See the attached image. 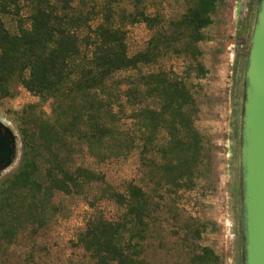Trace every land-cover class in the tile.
Listing matches in <instances>:
<instances>
[{"label": "rangeland", "instance_id": "obj_1", "mask_svg": "<svg viewBox=\"0 0 264 264\" xmlns=\"http://www.w3.org/2000/svg\"><path fill=\"white\" fill-rule=\"evenodd\" d=\"M258 1H137L155 21L121 23L128 54L154 61L114 74L104 92L53 100L9 82L0 121L16 150L0 172V264H96L81 238L104 221L126 226L115 243L130 264L244 263L240 130ZM2 20L16 33L17 17ZM168 79L186 92L177 127L163 110Z\"/></svg>", "mask_w": 264, "mask_h": 264}, {"label": "trees", "instance_id": "obj_2", "mask_svg": "<svg viewBox=\"0 0 264 264\" xmlns=\"http://www.w3.org/2000/svg\"><path fill=\"white\" fill-rule=\"evenodd\" d=\"M75 1L25 0L27 15L22 18L18 0H0V93H7L13 79L29 92L49 95L53 100L94 89L104 92L106 81L114 74L134 71L154 61L150 50L128 54L126 31L121 26L123 22L143 23L152 29L155 20L144 9L138 11L136 4L140 0H102L98 5L77 0L84 4L83 10ZM207 1L208 7L214 5L215 0ZM123 3L131 11L120 8ZM3 15L18 18L16 33L6 28ZM168 86L170 100L163 110L169 112L177 127L175 120H184L186 92L179 81L168 79ZM156 90L158 86H153L150 92L158 95ZM130 93L131 90L126 95ZM71 122H76L75 118ZM93 130L108 134L97 125ZM136 192L133 186L127 188V197L122 198L126 208L132 207ZM125 227L105 221L89 226L81 243L96 264L131 263L115 243Z\"/></svg>", "mask_w": 264, "mask_h": 264}, {"label": "water", "instance_id": "obj_3", "mask_svg": "<svg viewBox=\"0 0 264 264\" xmlns=\"http://www.w3.org/2000/svg\"><path fill=\"white\" fill-rule=\"evenodd\" d=\"M15 150L12 131L0 121V172ZM239 163L243 264H264V0L258 1L245 64Z\"/></svg>", "mask_w": 264, "mask_h": 264}]
</instances>
